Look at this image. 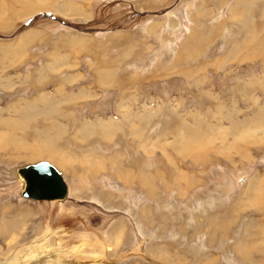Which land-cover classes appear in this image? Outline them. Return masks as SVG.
<instances>
[{
    "label": "rangeland",
    "instance_id": "rangeland-1",
    "mask_svg": "<svg viewBox=\"0 0 264 264\" xmlns=\"http://www.w3.org/2000/svg\"><path fill=\"white\" fill-rule=\"evenodd\" d=\"M40 160L65 201L21 196ZM261 249L264 0H0V264Z\"/></svg>",
    "mask_w": 264,
    "mask_h": 264
},
{
    "label": "water",
    "instance_id": "water-1",
    "mask_svg": "<svg viewBox=\"0 0 264 264\" xmlns=\"http://www.w3.org/2000/svg\"><path fill=\"white\" fill-rule=\"evenodd\" d=\"M17 174L24 183L21 196L36 201H65L69 188L61 171L46 160L31 162L17 168Z\"/></svg>",
    "mask_w": 264,
    "mask_h": 264
},
{
    "label": "bare ground",
    "instance_id": "bare-ground-1",
    "mask_svg": "<svg viewBox=\"0 0 264 264\" xmlns=\"http://www.w3.org/2000/svg\"><path fill=\"white\" fill-rule=\"evenodd\" d=\"M32 8V7H31ZM40 11V10H39ZM50 163V162H49ZM62 177H63V174H62ZM63 180L65 181V179H64V177H63ZM67 183V182H66ZM23 185H24V183H23ZM68 185V184H67ZM68 188H69V186H68ZM255 189V188H254ZM69 194H70V189H69V192H68V196H67V198L69 197ZM258 194V193H257ZM254 196V195H253ZM257 197V196H256ZM66 198V199H67ZM34 201H36V200H34ZM51 201H55V202H63V201H61V200H51ZM37 202V201H36ZM39 202V201H38ZM46 202V201H45ZM251 202V201H250ZM253 203V202H252ZM34 261H35V263H33V264H38V263H40V262H43L44 260H42V258H37V257H34ZM33 261V262H34Z\"/></svg>",
    "mask_w": 264,
    "mask_h": 264
},
{
    "label": "crops",
    "instance_id": "crops-1",
    "mask_svg": "<svg viewBox=\"0 0 264 264\" xmlns=\"http://www.w3.org/2000/svg\"><path fill=\"white\" fill-rule=\"evenodd\" d=\"M40 1H42V0H40ZM21 2H22V1H21ZM23 3L26 4L25 2H22V4H23ZM26 6H28V7H26V8H28V9H31V7H32V5H30V4H26ZM32 9H33V8H32ZM214 228H215V227H214ZM214 228H213L214 231H217V229H218V230L220 231V233H222V232L224 231V229H221V230H220V227H219V226H217V229H216V230H215ZM258 244L260 245L259 242H258ZM260 251L264 252L263 249H261ZM253 261H256V259L253 258Z\"/></svg>",
    "mask_w": 264,
    "mask_h": 264
}]
</instances>
